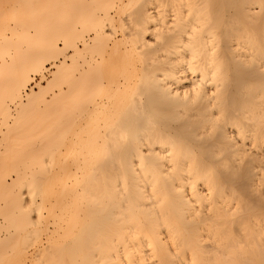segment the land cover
Listing matches in <instances>:
<instances>
[{"label":"bare ground","instance_id":"obj_1","mask_svg":"<svg viewBox=\"0 0 264 264\" xmlns=\"http://www.w3.org/2000/svg\"><path fill=\"white\" fill-rule=\"evenodd\" d=\"M129 261L264 264V0H0V264Z\"/></svg>","mask_w":264,"mask_h":264},{"label":"rangeland","instance_id":"obj_2","mask_svg":"<svg viewBox=\"0 0 264 264\" xmlns=\"http://www.w3.org/2000/svg\"><path fill=\"white\" fill-rule=\"evenodd\" d=\"M87 35V34H86ZM93 36V34L92 33H88V35H87V39L89 38L90 39V37H92ZM79 45V47H82V44L81 43H79L78 44ZM62 46V45H61ZM68 54H69V51H68ZM72 54V51H70V54L69 55H71ZM60 61H61V59L59 58V60H56V57H55V60H54V57H53V59L51 58L49 61H48V63H47V65H46V69L43 71V76H42V74L40 75V74H38V75H35L34 77H33V79L34 80H32L31 82H30V84H28V87L25 89L26 91L23 93V95H24V97H23V100L24 101H26V98H27V96L29 95V93H32L31 92V90H33V91H38V88L39 87H42V86H45V85H47L46 83L48 82V80H51L52 79V74H53V72L54 71H56V65H58L59 63H60ZM54 62H55V64L56 65H54ZM45 75V76H44ZM45 77V78H44ZM47 80V81H46ZM37 85H39L38 87H37ZM55 91H58L57 89H55ZM53 94V92H49V98H50V96ZM48 96V95H47ZM15 107V105L14 104H10V110H12L11 111V113L13 114V115H15V113H16V108H14ZM15 112V113H14ZM2 130H3V128H1ZM43 166H45V164H43ZM38 168V167H37ZM11 170H14V169H10L9 171H7L8 173V175L6 176V178H5V180H6V182H8V184H10V183H12V180H14L17 176H16V173H14L13 171H11ZM10 172H12V173H10ZM5 173H6V171H5ZM5 175V174H4ZM22 190V189H21ZM15 192V191H14ZM20 192H22V198H23V201L25 202V204H28L29 202H30V200H31V195H30V193L27 191V189L25 188L24 190H22V191H20ZM37 200H38V202L40 201V199H39V197H37ZM27 207H28V205H27ZM1 221H3V219L1 218ZM13 228V227H12ZM8 230V229H7ZM11 230V231H10ZM10 230H8V231H3V232H1V235L4 237V235L6 236V235H9L8 234V232L11 234V233H14L15 232V229L13 230V229H11V227H10ZM20 236L22 237L23 236V233H21L20 234ZM41 238L43 239L44 238V235H41ZM32 246H30V245H27L26 247H25V249H26V251L27 252H31L32 251Z\"/></svg>","mask_w":264,"mask_h":264},{"label":"snow or ice","instance_id":"obj_3","mask_svg":"<svg viewBox=\"0 0 264 264\" xmlns=\"http://www.w3.org/2000/svg\"><path fill=\"white\" fill-rule=\"evenodd\" d=\"M129 264H132V262L129 261ZM138 264H146V262L145 261H140V262H138ZM161 264H164V262L161 261ZM192 264H195V261H193Z\"/></svg>","mask_w":264,"mask_h":264}]
</instances>
